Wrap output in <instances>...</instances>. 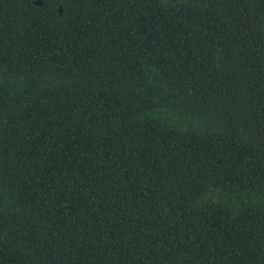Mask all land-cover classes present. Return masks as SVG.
<instances>
[{"label":"trees","instance_id":"16d2710c","mask_svg":"<svg viewBox=\"0 0 264 264\" xmlns=\"http://www.w3.org/2000/svg\"><path fill=\"white\" fill-rule=\"evenodd\" d=\"M0 264H264V0H0Z\"/></svg>","mask_w":264,"mask_h":264},{"label":"water","instance_id":"95a60500","mask_svg":"<svg viewBox=\"0 0 264 264\" xmlns=\"http://www.w3.org/2000/svg\"><path fill=\"white\" fill-rule=\"evenodd\" d=\"M35 4L39 6V5H41L42 3H41V1H35ZM60 11H61V10L59 9V12H60Z\"/></svg>","mask_w":264,"mask_h":264}]
</instances>
